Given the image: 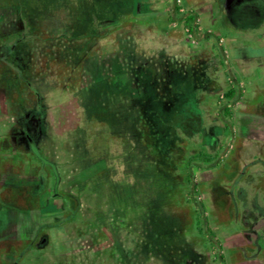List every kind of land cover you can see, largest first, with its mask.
<instances>
[{
	"label": "rangeland",
	"instance_id": "1",
	"mask_svg": "<svg viewBox=\"0 0 264 264\" xmlns=\"http://www.w3.org/2000/svg\"><path fill=\"white\" fill-rule=\"evenodd\" d=\"M181 3L200 18L203 30L212 31L209 36L215 37L216 44L202 38L195 46L187 42L183 27L168 19L170 0H0V45H4L0 143L4 144L7 132L34 139L45 136L47 146L55 143L54 149L42 150L58 163L65 180L70 171L65 155L71 146L68 125L76 115L75 120L92 136L80 148L78 174L82 179L91 170L109 172L103 191L122 216L112 224L120 233L114 252L123 253L126 264H256L253 245L264 237V90L251 94L248 101L246 97L251 72L264 69V0ZM18 22L22 26L14 31L24 32L27 40L23 42L31 47L27 57L15 44L22 33H6ZM45 25L60 34L46 35ZM55 37L61 43V58L53 70L49 58L40 63L36 48L52 52ZM6 46H13L10 59H17L19 65L4 59ZM221 48L232 70L217 64ZM20 52L22 58H18ZM23 58L29 60L27 66ZM202 62L219 90L205 99L204 113L197 119L193 107L198 102L193 96L199 87L194 75L198 77ZM39 63L48 90L38 87V99L34 86H40ZM228 77L234 86H242L238 85L241 96L231 108L232 121L225 129L220 107L221 96L230 87ZM123 95L144 105L137 125H129L130 129L112 116L121 110L123 104L118 101ZM176 97H180L178 106ZM183 105L191 112L188 130L194 144H204V154L217 153L220 161L216 168L194 169L197 190L191 200L172 182L178 169L165 157L173 144L170 137L176 135L171 118ZM149 151L157 155L152 165ZM28 164L33 166V161ZM24 170L21 163L0 161V179L5 173L24 179ZM110 180L117 189L114 193L109 192ZM101 183L98 178L82 182L76 195L84 203V192ZM119 185L125 189L116 188ZM6 193L0 190V200ZM193 202L203 208L200 217ZM203 220L210 225L213 242L219 244L216 248L209 244L205 230L197 229Z\"/></svg>",
	"mask_w": 264,
	"mask_h": 264
},
{
	"label": "trees",
	"instance_id": "2",
	"mask_svg": "<svg viewBox=\"0 0 264 264\" xmlns=\"http://www.w3.org/2000/svg\"><path fill=\"white\" fill-rule=\"evenodd\" d=\"M170 1L172 3V12H170L171 16L168 19L171 22L176 21L178 25L185 27L189 33L194 34L197 39L202 38L207 42L212 39L216 44L215 37L210 38L209 34L206 35L205 32L197 31L199 27L198 19L194 13L189 11L185 14H179V8L174 3V0ZM18 26L21 27L22 24L18 22L5 31L9 34L22 33L19 30L14 31ZM0 28L3 27L0 25ZM51 33L56 36L60 34L57 31L56 33L52 32L47 26L46 35ZM17 39L15 44L20 46L21 51L24 50L23 52H25L27 57L26 51H30L31 47H26L27 43L23 42V40H27L24 32L22 34L19 33V38ZM123 40L125 41V37ZM131 41L133 42L132 39ZM53 42L56 43H53L54 49H51L52 52H50L46 47L48 51L46 53H43L42 49L37 47V42L35 44L36 50H40L38 53V58L41 59L40 63L45 58H49L51 62L49 67L54 70L58 67V62L61 58L59 56L61 43L60 41L58 42L56 37ZM134 44L138 46L137 43ZM2 45H0V55L2 54V49H4V45ZM123 45L121 44V47ZM6 49L8 50L5 51V55L3 54L5 56L4 59L12 58L14 55L13 46H9ZM122 52L125 54L123 50ZM22 53L20 52L19 55ZM18 58H22V55ZM24 58V63L27 66L29 60ZM10 61L14 62L16 66L20 64L17 59H10ZM20 61L22 62V60ZM39 64L36 67L39 75L36 79L40 86H34L37 87L34 88L36 98H38V87L42 91H45L44 89L48 90L43 66L42 64L39 66ZM201 64L202 67L198 68V77L194 75L198 79L199 87L198 90L196 89L195 98L193 96V99L198 102L197 106L193 107L194 114H197L195 115L197 119L200 117L199 114L201 112L204 113L205 99L219 90L215 78H211L206 74L207 65L203 64V62ZM217 64L227 68L220 51ZM167 73L169 75L171 72L167 70L166 75ZM16 74L22 80L23 74L21 71L16 70ZM22 82L25 83L26 81L23 79ZM240 96L238 86H232L223 93L224 103L220 107V118L223 120L225 129L230 126L232 121L231 108L239 100ZM176 100L178 106L180 97H176ZM118 102L123 104L122 108L117 115L112 113V116L117 117V121L123 128L129 127V125L136 126V121L139 119L138 116L141 114L142 106L144 105L136 104L124 95L119 98ZM114 107L115 105L112 106V109H115ZM181 107L183 108L177 107V113L171 118L176 125V135L170 137L172 139L169 141L173 144L169 146L165 157L170 165L178 169L177 177L172 182L180 186V191L182 190L180 193H184V198L191 200L192 197L195 198L197 190L193 181L194 169L216 168L219 166L220 161H218L219 155L217 153L204 154V144L200 146L194 144V138L191 137V131L188 130V124L192 118L188 114L191 112L184 105ZM75 118L76 115L71 118L70 126L68 125L71 146L66 149L65 155L69 161L70 171L68 172L69 176L65 180H62V176L59 174L58 163L50 158L49 153L42 150V147L47 146L49 140H46L45 136L34 139L26 136L16 137L14 132H7L3 135L4 140L1 141L4 144L0 143V161L8 159L13 164L21 163L25 165V170L22 172L24 179H19V174L13 173H5V177L0 179V190L7 192L3 199L0 200V242H3V249L0 248L1 264H126L125 258L122 257L123 253L114 252L115 239H118L117 236L120 233H117L118 231L113 228L112 224H114L115 220H122V216L113 210L112 197H109L103 191L105 176L109 172L106 171L100 174L99 171L91 170L89 171V176H84L86 178L81 179L79 176L80 148L85 141L91 140L92 136H90V133H86L85 129L83 130V124L81 121L75 120ZM180 126L181 129H179ZM130 128L133 127L128 129ZM172 133L173 130H171L170 134ZM50 143V146H47L48 150L54 149L53 144L55 143L52 141ZM195 149L197 150L194 151ZM149 153L151 154L149 156L153 158V160L149 161V165H152L157 155L152 151H149ZM31 160L33 161V166L28 164ZM32 172L33 175L31 174ZM93 178H98L99 182L102 183L97 189L84 192L83 203L80 199L81 197L76 195V191L77 189L79 190L78 186L80 187L82 182ZM116 188L125 189V186L119 185ZM115 190L117 191L110 180L109 192L114 193ZM193 203L196 204V202ZM202 210L203 208L198 204L195 205L198 217L203 214ZM202 224L203 226L198 224L197 229H204L209 244L212 248H216L218 242H213L212 240L213 234L210 225L204 220ZM218 258L219 261H223L222 255H219ZM137 262L142 264V261Z\"/></svg>",
	"mask_w": 264,
	"mask_h": 264
},
{
	"label": "built area",
	"instance_id": "3",
	"mask_svg": "<svg viewBox=\"0 0 264 264\" xmlns=\"http://www.w3.org/2000/svg\"><path fill=\"white\" fill-rule=\"evenodd\" d=\"M181 1L182 0H174V3L179 8L178 9V13L179 14H185L187 12V10H184V8L182 7ZM197 23H198V26H199L198 30H197L198 32H205L206 34H211L212 33L211 30H203V28L200 26L199 20H197ZM175 24H176V21L172 22V25H175ZM183 30H184V34L186 36V41L189 42L191 45H194V46L197 45L198 44V39L195 37V35L192 34V33H189L188 30L185 27H183ZM218 42H219V44H221L223 41L219 40ZM221 49L222 50H221L220 53L222 54L223 58L226 59L228 57V54H227V52H226V50L224 48H221ZM228 80L230 82L229 83L230 84L229 88H231L232 86H234L233 83H232L233 81H232L231 78H228ZM238 85L242 86V83H240ZM221 97H223V95Z\"/></svg>",
	"mask_w": 264,
	"mask_h": 264
},
{
	"label": "crops",
	"instance_id": "4",
	"mask_svg": "<svg viewBox=\"0 0 264 264\" xmlns=\"http://www.w3.org/2000/svg\"><path fill=\"white\" fill-rule=\"evenodd\" d=\"M170 12H172V5L170 6V8H168V14H169L168 18L171 16ZM197 19L199 20L200 18L197 17ZM204 28L206 27L204 26ZM200 43H203V40ZM227 67L229 68V70H232L231 65H227ZM247 86L250 88V91L248 92V96L246 97V100L248 101V99L251 97V94L254 95L257 94V92H259L260 90H264V69H261L260 71L257 70L252 71L250 75V79L247 82ZM248 109L250 108L248 107Z\"/></svg>",
	"mask_w": 264,
	"mask_h": 264
},
{
	"label": "flooded vegetation",
	"instance_id": "5",
	"mask_svg": "<svg viewBox=\"0 0 264 264\" xmlns=\"http://www.w3.org/2000/svg\"><path fill=\"white\" fill-rule=\"evenodd\" d=\"M253 249L256 264H264V237L254 242Z\"/></svg>",
	"mask_w": 264,
	"mask_h": 264
}]
</instances>
